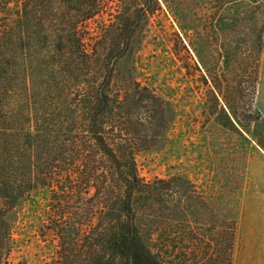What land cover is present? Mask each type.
<instances>
[{
	"label": "trees",
	"instance_id": "obj_1",
	"mask_svg": "<svg viewBox=\"0 0 264 264\" xmlns=\"http://www.w3.org/2000/svg\"><path fill=\"white\" fill-rule=\"evenodd\" d=\"M206 3L201 18L192 15L209 19L201 35H222L208 42L223 64L204 82L215 100L230 107L234 94L250 111L264 26L256 20L243 36L241 24L223 22L231 19L224 0ZM163 5L187 51V0H0V264L20 201L38 191L56 239L45 264H232L237 197L208 196L183 176L138 173L136 155L165 139L176 114L136 68Z\"/></svg>",
	"mask_w": 264,
	"mask_h": 264
},
{
	"label": "rangeland",
	"instance_id": "obj_2",
	"mask_svg": "<svg viewBox=\"0 0 264 264\" xmlns=\"http://www.w3.org/2000/svg\"><path fill=\"white\" fill-rule=\"evenodd\" d=\"M187 2L193 18L187 19L190 29L182 41L187 51L177 38L176 20L163 5L152 17L136 55L139 80L170 99L176 108L165 139L136 155L138 173L146 180L183 176L208 196L219 195V200L237 197L232 264H264V150L258 144L264 146V31L255 92L258 100L253 98L249 111L248 102L240 103L233 94L228 107L222 97L213 98L214 87L204 82V78L210 79L208 71L222 68L221 56L208 42L214 43L221 34L199 32L209 19H194L192 13L201 18L206 0H199L198 8L196 0ZM224 2L229 8L225 16L231 19L223 22L241 24L243 36L244 27L256 20L264 26V0H258V10L253 9L252 0H243L242 6L233 0ZM94 21L92 26L97 24ZM230 109L237 111L243 128ZM46 198L44 191H38L20 201L8 264H45L53 256L56 239L44 227Z\"/></svg>",
	"mask_w": 264,
	"mask_h": 264
},
{
	"label": "clouds",
	"instance_id": "obj_3",
	"mask_svg": "<svg viewBox=\"0 0 264 264\" xmlns=\"http://www.w3.org/2000/svg\"><path fill=\"white\" fill-rule=\"evenodd\" d=\"M254 100H258V96H255V95H254Z\"/></svg>",
	"mask_w": 264,
	"mask_h": 264
}]
</instances>
